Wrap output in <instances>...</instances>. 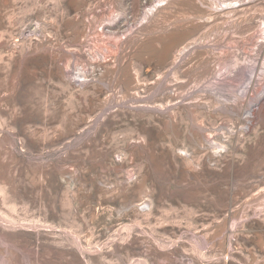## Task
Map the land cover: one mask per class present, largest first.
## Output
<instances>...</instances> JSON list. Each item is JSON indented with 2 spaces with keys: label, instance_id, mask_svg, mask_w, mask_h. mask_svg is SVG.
<instances>
[{
  "label": "rangeland",
  "instance_id": "obj_1",
  "mask_svg": "<svg viewBox=\"0 0 264 264\" xmlns=\"http://www.w3.org/2000/svg\"><path fill=\"white\" fill-rule=\"evenodd\" d=\"M108 1L0 0V264H264V0Z\"/></svg>",
  "mask_w": 264,
  "mask_h": 264
},
{
  "label": "bare ground",
  "instance_id": "obj_2",
  "mask_svg": "<svg viewBox=\"0 0 264 264\" xmlns=\"http://www.w3.org/2000/svg\"><path fill=\"white\" fill-rule=\"evenodd\" d=\"M144 0L140 1L141 2V8L144 9L143 11V14L145 13L144 16V19L142 20H151L150 23H147L144 25V34H148V33H153L157 28L158 26H154V22H156L157 19L160 18V21L158 22V25L159 23H166L169 19L168 17L165 15L166 13H168L169 11H171V9L173 8H177L179 9L180 7L183 6V3L188 1V0H154L153 2L149 3V0L147 3L144 4L143 2ZM152 1V0H151ZM194 1H198V2H202L204 0H194ZM207 1V0H206ZM126 2L128 3L127 5H122L119 9H116V6L115 4L113 3L112 0L108 1L107 4H110L111 7H110V12H118L121 16V18H119V22L123 23L122 27L123 29H127V31H125L127 34L128 32L131 31V29H129V26H130V19L131 18H128L129 15H133L135 16V12L137 10V6H138V0H126ZM158 3L157 6L154 7L155 3ZM238 2H241L239 0H234L232 1V3H238ZM130 3V4H129ZM226 3V1H225ZM130 5V8H127L126 6H129ZM140 6V5H139ZM241 6H238V7H231V8H228L226 9V11H230V13H234L236 10H238ZM148 8H150L148 10ZM142 10V9H141ZM180 10V9H179ZM193 10V9H192ZM90 11V10H89ZM174 11V10H173ZM102 14V13H101ZM100 13H91L90 15H88V17H86V20H87V26L89 27H93V25L97 24L98 22L101 21L102 19V15ZM165 15V16H164ZM186 15L189 17V18H194V19H197L199 20L200 23H209V22H212V20L209 18V15L207 14V12H204L200 7H197L196 8V11H188L186 13ZM142 16V15H141ZM161 16V17H160ZM170 17V16H169ZM140 19V18H139ZM111 20V19H109ZM114 21L116 20V18L113 19ZM112 20V21H113ZM141 20V21H142ZM110 21V22H112ZM137 22V21H136ZM139 23V22H137ZM153 23V24H152ZM141 24V23H140ZM101 26V25H100ZM103 26V24H102ZM151 26V27H150ZM174 27V26H173ZM115 28V26H110V25H106V26H103L102 27V30H100L101 32H105L106 30L107 31H113V29ZM140 28V27H139ZM119 29V28H118ZM117 29V30H118ZM137 29V28H136ZM241 33V23L238 22V24H235V28H234V31L232 33L233 38H236L237 36L236 35H239ZM133 34V32H132ZM151 36V35H150ZM120 38V37H119ZM122 38V37H121ZM124 38V36H123ZM125 40V38H124ZM151 42V41H150ZM212 43L210 45H207L204 43H195L194 46H193V49L189 50L188 52H185L184 49H183V54L178 58V60H176V62H174L173 66V70H178L181 65H184L186 64L189 60L191 59H194V60H197V67H205L206 65H208L209 63H212V62H215L216 64H220L223 60V58H225V49L219 51V52H215L216 49L218 48H215L212 52V53H209V52H198V54L195 55V53L200 49V48H205L206 46H213V47H216L217 46V43L216 42H213L211 41ZM181 43V40H177V42L174 44V46H167V48L165 49V54L164 56L162 57V64L165 65V64H168L169 61L172 59V54H173V50L174 48H176V46H179ZM108 44V43H107ZM112 45V44H111ZM111 45L109 47H106L103 49V51H100L99 50V54L102 55L104 57V60H107L106 58L109 57V56H114V55H118L116 54L115 51H113L111 49ZM115 47V46H114ZM113 47V48H114ZM224 47V46H223ZM185 48V47H184ZM116 50V48H115ZM240 51H238L237 55H239ZM180 53V52H179ZM99 55V56H100ZM195 55V56H194ZM79 56L80 58H82V55L79 53ZM194 56V57H193ZM109 60V58H108ZM227 60V58H226ZM110 61V60H109ZM103 64V63H102ZM81 66L83 69L84 67L86 66L85 63L81 62V64L79 65ZM193 66V65H192ZM191 68V67H190ZM236 68V67H235ZM234 68V69H235ZM256 68V67H255ZM124 69V68H123ZM128 70V69H127ZM172 70V69H171ZM181 70V69H180ZM196 70V69H195ZM137 72V71H136ZM139 73V72H138ZM63 76H65V73H62ZM175 74V73H174ZM254 74V73H253ZM257 75V74H256ZM259 75V74H258ZM254 78L255 76L252 75ZM260 76V75H259ZM258 76V77H259ZM139 78V77H138ZM177 78V76L175 77ZM137 79V77H136ZM179 80V79H178ZM164 82V81H163ZM202 83V82H201ZM140 84V83H139ZM167 88V86H166ZM246 91V90H245ZM129 93V87H127V95H126V100H132L133 97H131L130 93ZM206 92L205 91H201L199 92L195 98L193 99L194 101L190 103V105L188 106V111H189V116L191 117L192 119V122H195L196 121V108L203 103V97L206 96ZM138 96V95H137ZM126 101V102H127ZM216 101V100H215ZM239 101V100H238ZM136 104V103H135ZM131 105V103H130ZM215 105L218 106L219 105V102H215ZM238 105V104H237ZM142 107V106H140ZM164 107V106H163ZM169 107V106H168ZM172 107V106H171ZM239 108V107H238ZM147 109V108H146ZM161 109H164V108H161ZM169 110V109H167ZM235 110V109H234ZM162 112V111H161ZM164 112V110H163ZM236 112V110L234 111ZM169 119L171 121H176V114L173 110H171L169 112ZM198 125V124H197ZM195 126V125H194ZM201 129H203L202 125H198ZM234 128V127H232ZM234 130V129H233ZM232 134V133H231Z\"/></svg>",
  "mask_w": 264,
  "mask_h": 264
}]
</instances>
